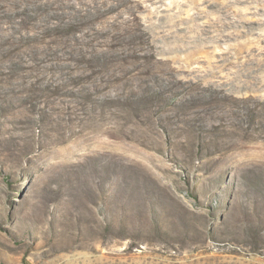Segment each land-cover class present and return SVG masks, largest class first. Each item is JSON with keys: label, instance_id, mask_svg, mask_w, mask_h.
Masks as SVG:
<instances>
[{"label": "rangeland", "instance_id": "374dc122", "mask_svg": "<svg viewBox=\"0 0 264 264\" xmlns=\"http://www.w3.org/2000/svg\"><path fill=\"white\" fill-rule=\"evenodd\" d=\"M0 264H264V0H0Z\"/></svg>", "mask_w": 264, "mask_h": 264}]
</instances>
